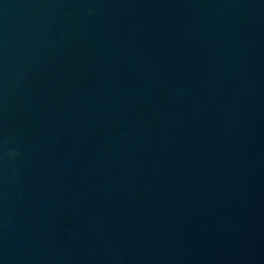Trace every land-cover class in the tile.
Instances as JSON below:
<instances>
[{"label":"water","instance_id":"95a60500","mask_svg":"<svg viewBox=\"0 0 264 264\" xmlns=\"http://www.w3.org/2000/svg\"><path fill=\"white\" fill-rule=\"evenodd\" d=\"M0 264H264V0H0Z\"/></svg>","mask_w":264,"mask_h":264}]
</instances>
